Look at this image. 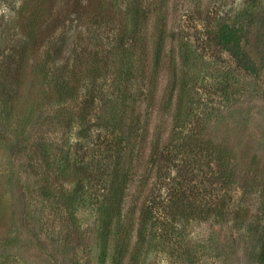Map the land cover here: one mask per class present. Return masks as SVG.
Masks as SVG:
<instances>
[{
    "label": "trees",
    "instance_id": "16d2710c",
    "mask_svg": "<svg viewBox=\"0 0 264 264\" xmlns=\"http://www.w3.org/2000/svg\"><path fill=\"white\" fill-rule=\"evenodd\" d=\"M226 2L0 0L11 106L47 47L60 100L82 92L95 112L81 115L64 165L95 214L97 264H147L195 222L232 213L242 158L206 126L218 101L244 95L240 76L264 67L251 50L254 9L231 19Z\"/></svg>",
    "mask_w": 264,
    "mask_h": 264
},
{
    "label": "rangeland",
    "instance_id": "374dc122",
    "mask_svg": "<svg viewBox=\"0 0 264 264\" xmlns=\"http://www.w3.org/2000/svg\"><path fill=\"white\" fill-rule=\"evenodd\" d=\"M226 5L231 19L242 14L243 21L254 9L251 50L264 67V0ZM46 50L31 63L28 84L13 107L0 88V264H97L95 214L64 165L81 115L95 112L83 110L88 105L82 92L60 100ZM240 79L244 95L232 103L218 101L206 126L242 158L230 185L232 213L195 222L183 242L166 241L147 264H264V68L256 78Z\"/></svg>",
    "mask_w": 264,
    "mask_h": 264
}]
</instances>
